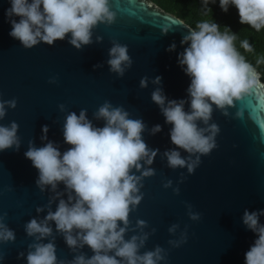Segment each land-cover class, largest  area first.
<instances>
[{
    "label": "clouds",
    "instance_id": "clouds-1",
    "mask_svg": "<svg viewBox=\"0 0 264 264\" xmlns=\"http://www.w3.org/2000/svg\"><path fill=\"white\" fill-rule=\"evenodd\" d=\"M9 2L11 6L5 11L11 25L9 36L25 49L41 42L53 46L57 40L67 38L72 47L82 50L84 46L102 43L101 36L97 35L93 40L94 29L101 24L111 26L117 18L110 0ZM210 3L215 4L216 0H202L203 14H211V19L186 27L187 32L180 41L186 47L177 56L178 65L190 79L186 97L169 99L161 86L160 76L151 80L144 76L139 81L141 89L147 88L149 83L156 86L151 92V100L159 107L165 123L171 126L169 136L174 147L163 153L149 147L143 133L148 131L155 135L162 131V126L156 124L149 130L142 119L132 118L122 105L114 106L107 100L92 113V119L88 118L87 109H81L78 115L75 111L67 112L62 131L63 141L70 147L63 152L60 145L48 139V125L42 126V146H36L34 140L28 141L24 156L38 172L36 186L41 193L48 191L51 194L46 205L36 207L37 217L24 225L26 235L33 241L27 246L26 256L24 252L19 253L20 258L26 259V264H167L168 250L160 245L141 252L156 229L145 232L148 224L141 219L136 221L134 228L131 227L130 214L144 197L143 181L156 174L151 165L158 154L162 160L166 159L168 168H186L188 174H193L202 162L201 157L218 147L216 137L220 127L213 122L214 111L225 117L243 119V107L234 115L230 109L236 108L237 103L259 86L261 73L257 66L264 65V55L256 58L255 65L248 60L246 54L255 52L249 39H239L230 27H221L212 19ZM230 6L237 10L241 25H247L257 33L264 30V0H219L224 13ZM169 31L164 27L161 34L167 35ZM110 43L106 63L111 73L122 78L133 64L128 45L117 40ZM175 49L173 42L166 51ZM93 67L95 70L103 64ZM48 82L55 84L57 78L52 77ZM16 106V98H0V120L6 117L7 109ZM58 108L61 112L66 111L64 104ZM94 120L102 121L103 126H97ZM18 130L15 121L0 124V151H19ZM186 178L181 172L176 187L171 179H167L163 188H172L173 193L179 195L178 185ZM61 184L63 190L59 188ZM185 207L191 221L201 219V214L193 211L192 204L185 202ZM44 212L46 215L40 218L39 214ZM262 216L264 209H245L241 217L243 225L256 237L244 254V264H264ZM6 217L7 213L0 214V244L16 240L15 231L4 222ZM187 227L179 231L176 239L168 241L171 248L187 243ZM179 229L180 225L174 223L168 232L177 236ZM129 231L137 234L126 239ZM56 234L63 237L74 253L72 260L58 259ZM85 246L91 250V256L80 251Z\"/></svg>",
    "mask_w": 264,
    "mask_h": 264
},
{
    "label": "water",
    "instance_id": "water-1",
    "mask_svg": "<svg viewBox=\"0 0 264 264\" xmlns=\"http://www.w3.org/2000/svg\"><path fill=\"white\" fill-rule=\"evenodd\" d=\"M110 3L117 14L115 22L94 29L93 40L98 35L103 37L102 43L77 50L66 38L57 40L53 46L41 42L25 49L9 36L11 25L5 11L11 5L9 0H0V98L17 100L16 108L7 109L0 124L17 122V134L21 138L19 151H0V214L7 213L4 222L16 234L15 242L0 244V255H3L0 264H26L19 253L24 252L26 256L27 246L33 241L26 235L24 225L37 217L36 207L46 205L51 194L41 193L37 188L38 172L24 156L29 140L42 146L43 125L49 127L48 139L60 145L63 152L70 147L64 143L62 131L67 112L75 111L78 115L81 109H87L88 118L92 119V113L107 100L114 106L122 105L132 118L142 119L149 130L156 124L162 126V131L155 135L143 133L149 147L159 149L160 153L174 147L169 136L171 126L165 123L159 107L151 100L156 86L149 83L141 89L139 81L144 76L150 80L160 76L169 99L186 97L190 79L178 65L177 56L186 47L180 44L186 27L192 26L152 0H110ZM164 27L170 29L167 35L161 34ZM112 40L127 44L133 60L122 78L111 73L106 63ZM173 42L175 51H166ZM97 64L103 67L94 70ZM52 77L57 78V83L48 82ZM256 89L264 96L261 77ZM255 91L230 109L234 115L243 107V119L225 117L214 111L213 122L220 127L216 137L218 147L201 157L202 162L193 174H188L186 168H168L166 159L157 155L151 165L156 174L143 181V200L130 214L131 227L141 219L148 224L145 232L156 229L141 252L160 245L168 250L167 264H244V254L256 237L246 229L241 217L245 209H264V120ZM60 104L65 105V112L59 110ZM93 123L103 126L102 121ZM181 172L187 178L178 185L179 195L172 188H163L167 179L176 187ZM59 188L63 190V184ZM185 202L201 214L199 221L189 219ZM55 206L54 203L53 210ZM44 215L46 212L39 217ZM260 222L264 223V216ZM174 223L180 225L177 236L168 232ZM186 225L187 243L171 248L168 241L176 239ZM53 229L55 234L54 223ZM137 233L129 231L126 239ZM55 244L58 259L72 260L74 253L59 234ZM80 251L92 255L87 246Z\"/></svg>",
    "mask_w": 264,
    "mask_h": 264
},
{
    "label": "trees",
    "instance_id": "trees-1",
    "mask_svg": "<svg viewBox=\"0 0 264 264\" xmlns=\"http://www.w3.org/2000/svg\"><path fill=\"white\" fill-rule=\"evenodd\" d=\"M163 9L175 13L180 18L185 20L192 27L204 19H211V14L205 16L203 14L202 0H152ZM212 10V19L223 26H228L234 33L238 34L239 39L247 38L252 43L255 52L246 54L250 62L255 65V60L258 56L264 55V30L257 33L247 25L239 23V16L235 7H229V11L224 13L219 7V0L215 4L208 5ZM238 45V42H237ZM241 51H243L241 49ZM261 73V79L264 81V65L257 66Z\"/></svg>",
    "mask_w": 264,
    "mask_h": 264
},
{
    "label": "bare ground",
    "instance_id": "bare-ground-1",
    "mask_svg": "<svg viewBox=\"0 0 264 264\" xmlns=\"http://www.w3.org/2000/svg\"><path fill=\"white\" fill-rule=\"evenodd\" d=\"M255 90H256L255 91L256 92V101H257V104H258L259 108H261V111L263 113V118L262 119L264 120V96L256 88H255Z\"/></svg>",
    "mask_w": 264,
    "mask_h": 264
}]
</instances>
